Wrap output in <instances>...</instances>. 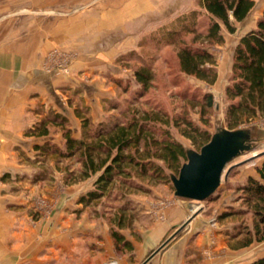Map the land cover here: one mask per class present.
Listing matches in <instances>:
<instances>
[{
	"label": "rangeland",
	"instance_id": "rangeland-1",
	"mask_svg": "<svg viewBox=\"0 0 264 264\" xmlns=\"http://www.w3.org/2000/svg\"><path fill=\"white\" fill-rule=\"evenodd\" d=\"M116 1L117 3L113 4V0H42L45 8L51 7V10H56V13H46L47 16H70L73 24L81 21L84 23L87 20L95 22L100 18L99 22L105 21V24L110 26L116 19L113 16L118 15L119 24L115 23L113 26L119 27L97 29L94 25L90 26L91 23L88 25L90 28L80 29L81 27L74 26L72 38H67V42L71 43L68 44L69 47L57 45L46 51L39 63L40 68L45 72L87 80L94 85L92 88L95 94L98 87L100 91L101 88L105 90L100 102L102 107L94 110L93 116L96 121H91L93 124L110 115H118L129 104H149L143 101L146 98H149L150 104H162L169 117L185 113L188 118L198 123L199 108L198 106L191 108L190 102L193 103L194 100H188L200 99L203 92H208L212 95L213 107L208 112L206 129L212 134L224 128L223 112L226 105L224 87L230 74L231 50L238 39V32L227 35L222 29L223 42L209 47L215 57L216 80L212 85H206L192 76L179 74L175 48L164 46L161 42L157 44L162 34L179 29L184 20L182 15L196 8L197 0H168L166 6L162 3L164 0H121L123 4ZM260 2L262 3V0ZM88 11L91 13L81 18V12L86 14ZM206 22L203 14L197 17L198 28H204ZM97 31L101 34L100 37H96L94 43L92 41L85 45L87 39L95 36ZM113 37L120 47V53L113 61L86 60V56L81 57L83 50L103 46L107 49L106 44H112ZM190 37L191 35H185L184 40L187 41ZM98 39L99 46L96 43ZM142 66L155 73L153 81L155 86L147 95L138 99L134 94L139 85L134 81L132 73ZM79 91L77 88L73 89L70 103L75 105L79 115L87 116L84 106L80 107ZM240 127L248 130L251 138L249 149L225 165L218 187L205 200L193 201L175 197L169 182L145 179L141 183L144 191H129L121 196L118 191L111 190L108 196L82 206L77 202V197L91 189L93 177L72 184L71 190L69 189L72 195L69 199L68 189L66 190L61 182V174L53 172L49 173L54 176L52 182L60 184L52 185L45 193L44 183L52 182L35 183L40 186L34 190L36 192L32 194L28 203L29 219L22 221H20L22 218L18 219L11 223V227L22 228L24 223H28L30 227L35 225L34 228L42 233L50 232L51 236L55 229V239L59 243L56 250L60 251L57 253L55 264H65L69 259L73 264H119L122 261L127 264H140L153 250L156 248H158L156 252L162 250L176 236L185 232L190 220L198 216L201 220L197 228L208 223L213 225L212 231L221 230L227 235V246L232 250L242 251L237 253L234 261L239 260L241 264H246L252 261L251 258L264 255V240L235 249L232 248L235 247V243L228 235L237 226L251 227V215L241 203L238 197L240 193L236 187L244 183L248 176H257L255 168L264 153V116L257 117ZM168 128L173 139L180 142L185 150H193L187 139L179 135L172 126ZM48 164L53 165L51 162ZM72 167L75 168L77 165L73 164ZM59 168L62 167L59 165ZM30 177L24 180L29 182ZM14 191L18 192L17 189ZM121 206L127 209L128 214H132L130 226L119 230L124 239L130 242L132 250L116 247L109 234L110 223L116 218V209ZM20 207L22 206L18 204H9L6 210L17 212ZM234 209L243 212L217 219L220 213L232 212ZM69 232L72 233V238L69 237ZM68 238L73 242L65 243L64 240H69ZM211 238L214 240L215 236ZM16 239L20 243L24 241L22 238L15 240L10 238L9 244L13 245ZM133 243L136 247L140 246L139 254L134 253ZM96 244L101 248L100 252L94 251L98 248ZM68 245L71 258L65 257ZM11 251L13 252L10 250V253Z\"/></svg>",
	"mask_w": 264,
	"mask_h": 264
},
{
	"label": "trees",
	"instance_id": "trees-1",
	"mask_svg": "<svg viewBox=\"0 0 264 264\" xmlns=\"http://www.w3.org/2000/svg\"><path fill=\"white\" fill-rule=\"evenodd\" d=\"M196 4V8L182 15L184 20L179 29L162 34L157 44L161 42L175 48L179 74L212 85L216 80L215 57L209 47L223 42L222 29L229 34L235 31V23L246 17L254 1L197 0ZM202 14L207 22L204 28H198L197 17ZM185 35H191L190 39L184 40ZM132 75L139 85L135 98L144 97L154 88L155 73L148 67H139L133 70ZM224 98L223 121L224 128L228 130L264 116V9L256 20L255 28L241 34L233 46ZM192 100L190 107L199 108L198 123L185 113L169 117L162 104H150L149 98L143 100L149 104H129L118 115H110L96 124L76 111L80 119L78 138L71 135L63 115L48 111L26 133L45 136L48 127L55 125L61 131L63 143L61 147L49 141L33 144V156L24 157L26 164L37 168L30 182H52L54 176L49 173L53 172L61 174L63 186L93 177L91 189L77 197L82 206L108 196L111 190L118 191L121 196L129 191H144L141 183L145 179L171 185L170 175L177 174L186 160V153L182 144L173 139L168 127L172 126L187 139L195 151L211 136L206 127L208 112L213 107L212 95L203 92L200 99L188 101ZM262 155L255 168L257 176H248L236 187L240 193L238 197L252 220L251 227L237 226L229 233L235 249L264 240V153ZM50 162L52 166H49ZM73 164L77 167L73 168ZM0 179H9V174H3ZM17 179L15 177L13 181ZM242 212L238 209L222 212L217 219ZM131 218L132 214H128L124 206L116 209V218L109 227L116 247L132 250L130 242L119 232L130 226ZM246 264H264V256Z\"/></svg>",
	"mask_w": 264,
	"mask_h": 264
},
{
	"label": "crops",
	"instance_id": "crops-1",
	"mask_svg": "<svg viewBox=\"0 0 264 264\" xmlns=\"http://www.w3.org/2000/svg\"><path fill=\"white\" fill-rule=\"evenodd\" d=\"M121 2L123 4V1L118 0L119 4ZM114 3L117 1L113 0ZM162 3L166 6L168 0ZM45 7L46 5H42V0H0V178L3 174H9V179H0V264H55L57 253H60L56 250L59 243L55 239V229L51 236L50 232L42 233L34 228L35 225L30 227L28 223H24L22 228L11 227V223L18 219L22 218L20 221L29 219L28 203L32 194L36 192L34 190L40 186V184L35 185L24 180L36 169L26 164L24 157L33 156L32 146L35 143L49 141L58 147H61L63 143L61 131L55 125L48 127V133L45 136L26 132L48 111H53L67 119L71 135L78 138L80 119L76 114L75 105L70 103L75 88L80 90V107L84 106L91 121H96L93 116L94 110L102 107L100 102L102 93L105 91L103 88L100 91L98 87V92L95 94L92 88L94 85L87 80L43 71L39 63L44 53L57 45L68 48V44L71 43L67 42V38H72L74 26L81 27L80 29L90 28L92 25L97 29L119 27L113 26L115 23L119 24L118 15L113 16L116 19L110 26L105 24V21L99 22L100 18L95 22L87 20L84 23L81 21L73 24L70 16H47L46 13H56V10ZM263 9L264 0L262 3L260 0H254L246 17L235 23L236 28L233 33L238 32L239 37L246 31L254 29L256 20ZM82 12L81 18L91 13V11L86 14ZM100 35L98 32L95 36H90L85 45H89L92 41L94 43L96 37L99 38ZM227 35L231 34L227 33ZM99 40L96 42L97 46L100 45ZM113 41L110 45L106 44L107 49L105 46L91 48V50L82 51L81 49V57L86 56V60L113 61L120 53L118 42L115 39ZM101 71L104 73V70L101 69ZM17 173L18 177L14 175ZM15 177L18 179L13 181ZM59 184L56 181L44 183L43 189L46 193L47 188ZM71 187L72 185L65 186L66 190L68 189L69 199L72 195ZM16 189L18 192L14 191ZM48 198L52 197L48 196ZM9 204H18L22 207L17 212H11L7 211ZM200 220L198 216L192 218L185 232L150 256L144 264H241L239 260L234 261V257L242 251L228 247L227 235L221 230L212 231L213 225L205 223L197 228ZM211 236H215L214 240ZM69 237L72 238L71 232ZM10 238L14 240L22 238L24 241L20 243L16 239L12 245V243L9 244ZM71 238H68L70 241L65 239V243L69 244L72 241ZM132 245H134V253L139 254L140 246L136 247L134 243ZM10 250L13 252L10 253ZM97 250L100 252L101 248L98 246L94 249V251ZM71 256L68 245L65 249V257L71 258ZM65 264H73V262L69 259ZM119 264L127 263L122 261Z\"/></svg>",
	"mask_w": 264,
	"mask_h": 264
},
{
	"label": "water",
	"instance_id": "water-1",
	"mask_svg": "<svg viewBox=\"0 0 264 264\" xmlns=\"http://www.w3.org/2000/svg\"><path fill=\"white\" fill-rule=\"evenodd\" d=\"M250 141L246 128H221L213 132L198 151L185 150L186 160L176 175H170L173 195L193 201L209 198L219 185L225 165L248 151ZM157 250H153L140 264Z\"/></svg>",
	"mask_w": 264,
	"mask_h": 264
}]
</instances>
